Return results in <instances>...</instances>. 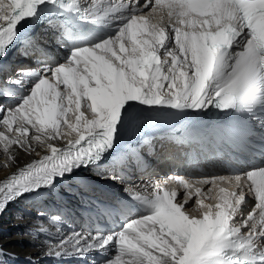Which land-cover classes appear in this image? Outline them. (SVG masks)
<instances>
[{
    "label": "snow or ice",
    "instance_id": "obj_1",
    "mask_svg": "<svg viewBox=\"0 0 264 264\" xmlns=\"http://www.w3.org/2000/svg\"><path fill=\"white\" fill-rule=\"evenodd\" d=\"M12 50L36 67L5 65ZM0 96V213L81 170L126 185L97 203L77 183L79 228L39 212L42 256L264 264V0H0ZM170 148L229 174L144 181Z\"/></svg>",
    "mask_w": 264,
    "mask_h": 264
},
{
    "label": "bare ground",
    "instance_id": "obj_2",
    "mask_svg": "<svg viewBox=\"0 0 264 264\" xmlns=\"http://www.w3.org/2000/svg\"><path fill=\"white\" fill-rule=\"evenodd\" d=\"M27 159L29 157L22 155L21 163ZM9 171L10 169L0 168V178H3ZM50 199L53 197L47 195V203L42 204L37 196L26 195L24 198L10 203L0 213V247L4 252L11 254L0 257L4 264H33V262L37 264L41 260L39 244L25 233L28 226L37 218L38 213L44 212L45 208L52 206L49 202ZM21 216L23 219L18 218Z\"/></svg>",
    "mask_w": 264,
    "mask_h": 264
},
{
    "label": "rangeland",
    "instance_id": "obj_3",
    "mask_svg": "<svg viewBox=\"0 0 264 264\" xmlns=\"http://www.w3.org/2000/svg\"><path fill=\"white\" fill-rule=\"evenodd\" d=\"M30 211H31V210H30ZM30 211H29V212H30ZM12 230H13V232H14V231H15V228H14V229H12ZM20 254H22V253H20ZM22 255H25V254H22Z\"/></svg>",
    "mask_w": 264,
    "mask_h": 264
}]
</instances>
